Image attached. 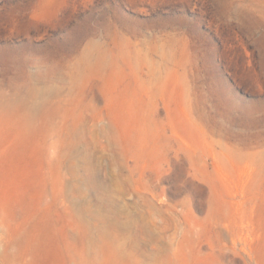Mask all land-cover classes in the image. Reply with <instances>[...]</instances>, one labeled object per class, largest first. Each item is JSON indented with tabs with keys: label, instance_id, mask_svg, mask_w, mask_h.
I'll return each instance as SVG.
<instances>
[{
	"label": "rangeland",
	"instance_id": "obj_1",
	"mask_svg": "<svg viewBox=\"0 0 264 264\" xmlns=\"http://www.w3.org/2000/svg\"><path fill=\"white\" fill-rule=\"evenodd\" d=\"M32 96L0 264H264V0H0V106Z\"/></svg>",
	"mask_w": 264,
	"mask_h": 264
},
{
	"label": "bare ground",
	"instance_id": "obj_2",
	"mask_svg": "<svg viewBox=\"0 0 264 264\" xmlns=\"http://www.w3.org/2000/svg\"><path fill=\"white\" fill-rule=\"evenodd\" d=\"M89 54H90L89 51L83 52V54H82L83 55V57H82L83 62H82L81 67H80L81 69L78 72L83 73L84 71H88L90 69V66H91L90 64H92L93 60L92 61L90 60V56H92V53L90 56H89ZM99 60H100V57L94 61L99 62ZM52 68L55 69L54 67H52ZM49 70H47L43 74L52 76L55 79V80H53L54 85L56 84L55 83L56 80H63L61 83L66 84L68 82L67 86H72L74 74H75V72H77V71H75L76 67L73 68L71 64H69L65 68L59 67L58 69H56L54 71H49ZM40 78L41 77H38L37 75L29 77V84L31 85L32 81L39 80ZM31 100L32 101H28L26 99L20 98L18 100L17 99L13 100L10 103H5V104L0 106V112H2V113L10 112L13 114L12 117H14L15 119L22 120V121H30V120H32L35 112H37L43 106V103H44V102H41L39 97L37 98L36 96H32ZM35 103H36V105L34 107H32Z\"/></svg>",
	"mask_w": 264,
	"mask_h": 264
}]
</instances>
